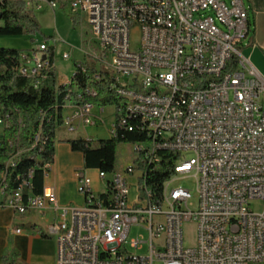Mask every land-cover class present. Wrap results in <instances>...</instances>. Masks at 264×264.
Masks as SVG:
<instances>
[{"label": "built area", "instance_id": "2783aa9c", "mask_svg": "<svg viewBox=\"0 0 264 264\" xmlns=\"http://www.w3.org/2000/svg\"><path fill=\"white\" fill-rule=\"evenodd\" d=\"M23 1L35 12L45 6L55 11L61 0ZM67 1L72 13L87 14L102 50L96 59L112 73L113 90L128 96L132 112L150 115V126H141L121 114L110 135L137 131L148 141L132 145L136 158L126 169L97 171L104 184L100 194L87 174H78L83 208L60 207L52 186L44 185L39 196L32 194L31 181L14 189L1 171L0 210L59 212L61 221L50 229L57 240L55 264H264V76L242 52L250 34L244 0H139L145 10L130 8V0ZM166 11H173V19H166ZM174 14H182V24H174ZM133 34L139 35L136 48ZM48 51L40 44L23 52L21 76L35 78L36 88L55 70ZM93 109L81 93L67 95L63 112L69 114L61 128L73 135L103 124ZM40 116L44 124L48 115ZM10 127L9 116L0 112V152L17 148L6 136ZM42 139L36 133L33 148ZM160 153L175 159L157 197L135 162L143 157L155 165L163 160ZM190 177L196 180L195 210L191 191L172 187ZM258 203L260 212L253 208ZM188 223L197 226L193 247L185 245ZM136 225L148 230L149 241L129 242ZM145 245L146 254H129Z\"/></svg>", "mask_w": 264, "mask_h": 264}, {"label": "trees", "instance_id": "16d2710c", "mask_svg": "<svg viewBox=\"0 0 264 264\" xmlns=\"http://www.w3.org/2000/svg\"><path fill=\"white\" fill-rule=\"evenodd\" d=\"M41 32L40 24L32 10L26 7L23 0H3L0 3V38L18 36H36ZM48 59L54 63L52 49L48 51ZM100 60L89 57L82 64L83 70L75 71L71 82L64 86L58 85L55 70L46 73L39 87H35L36 79L21 76L24 69V55L21 50L0 47V112L9 116L11 124L6 136L17 146L13 151L6 146L0 152V172L6 162L16 153V167L8 172L7 182L16 189L22 183L31 181L33 195L43 193L45 182L44 168L55 161V145L59 130L63 125L64 99L67 95L81 93L84 102L94 107L115 108V124L120 116L125 121L141 123L147 126L139 116L128 115L124 99L113 90V75L107 67H100ZM233 62V66L236 65ZM41 113L48 115L43 124ZM22 123H21V122ZM36 133H43V139L33 148ZM146 135L135 132H120L116 137L93 144L85 139L68 140L74 152L82 153L85 169L112 174L116 171L117 149L121 144L147 142ZM162 161L149 165L143 157L135 162L142 170L147 185L160 196L162 185L171 175L174 157L160 153ZM31 176V179H30ZM38 233L43 239L50 237L42 230ZM18 253H7L2 264H18Z\"/></svg>", "mask_w": 264, "mask_h": 264}, {"label": "crops", "instance_id": "0c3cea01", "mask_svg": "<svg viewBox=\"0 0 264 264\" xmlns=\"http://www.w3.org/2000/svg\"><path fill=\"white\" fill-rule=\"evenodd\" d=\"M2 1V0H0ZM249 11L250 34L243 55L264 76V0H244ZM252 38V42L249 39ZM96 53L89 57L99 58ZM95 108V107H94ZM69 111H64V115ZM77 134L64 133V137L56 139L55 161L48 167V176L44 185L52 186L60 207L83 208L86 198L78 191V174L85 173L92 180L97 194L104 190V184L98 174L92 177L85 169L82 153L74 152L68 140L79 139ZM111 136V135H110ZM113 137V136H112ZM97 172V171H96ZM98 173V172H97ZM61 221L60 214L53 209L44 212L31 211L26 214L16 213L11 209L0 210V264L7 253H18V264H55L57 258L56 235L50 229ZM20 232H17V231ZM44 231L50 239H43L38 233ZM55 237V240L51 239Z\"/></svg>", "mask_w": 264, "mask_h": 264}, {"label": "rangeland", "instance_id": "374dc122", "mask_svg": "<svg viewBox=\"0 0 264 264\" xmlns=\"http://www.w3.org/2000/svg\"><path fill=\"white\" fill-rule=\"evenodd\" d=\"M35 16L40 24L41 32L33 37L30 36H18V37H1L0 47H4L12 50H21L23 52L31 51L35 46L40 44H46L49 49L53 50L55 72L57 75L58 85L64 86L71 82V79L76 71L78 64H84L89 60V56L96 53L101 56L102 50L99 44L94 41L92 36V27L90 26L87 14L80 10L77 14L71 12L69 2L67 0H61L55 11L51 10L47 6L41 10H36ZM221 29L222 27L218 25ZM132 48L139 46V35L133 34L131 36ZM247 44L244 46L246 48ZM242 49V52L244 50ZM68 55V58L65 56ZM99 56V57H100ZM102 64H104L102 62ZM103 67H106L105 64ZM125 102V100H123ZM101 108L95 107L93 114L102 117L104 123L98 122L97 126H89L87 128L89 141L93 144H97L99 141L110 139V127L114 124L115 120V108L106 107L103 108L104 112H101ZM66 133L65 128H61L58 132V137H64ZM79 138L85 139L86 132L83 130L80 132ZM136 154L134 148L130 144H121L117 149V164L116 170L122 171L128 166L134 163ZM92 177L97 172L89 171ZM172 187H181L191 191L192 199L190 200L191 208L195 210L197 208V190L196 180L190 177L185 180L175 182ZM130 197H134L132 193ZM257 212L262 210L261 204H255L254 207ZM185 245L187 247H193L197 241V226L195 223H188L183 228ZM149 241V232L146 228L141 226H133L129 235V242L140 239ZM51 239L55 240L54 236ZM148 246L145 245L142 251L136 252L134 249H129V254H146Z\"/></svg>", "mask_w": 264, "mask_h": 264}, {"label": "bare ground", "instance_id": "6f19581e", "mask_svg": "<svg viewBox=\"0 0 264 264\" xmlns=\"http://www.w3.org/2000/svg\"><path fill=\"white\" fill-rule=\"evenodd\" d=\"M130 8L136 9V10H145V3H142V1H139V0H130ZM166 19H173V11H166ZM174 24H182V14H174ZM119 96H121L125 100L126 112L128 115L139 116L145 121V124L147 126H150V115L149 114H146L145 111H137V113L132 112L131 111V100L128 99V96H124V95H119ZM16 165L17 163H14V165L6 164L5 168L2 171L9 172V170L15 168Z\"/></svg>", "mask_w": 264, "mask_h": 264}, {"label": "water", "instance_id": "95a60500", "mask_svg": "<svg viewBox=\"0 0 264 264\" xmlns=\"http://www.w3.org/2000/svg\"><path fill=\"white\" fill-rule=\"evenodd\" d=\"M249 42H252V38L249 39ZM45 59V58H44Z\"/></svg>", "mask_w": 264, "mask_h": 264}]
</instances>
